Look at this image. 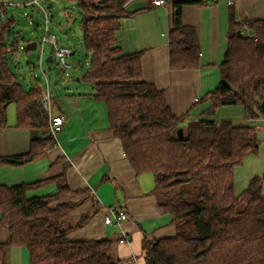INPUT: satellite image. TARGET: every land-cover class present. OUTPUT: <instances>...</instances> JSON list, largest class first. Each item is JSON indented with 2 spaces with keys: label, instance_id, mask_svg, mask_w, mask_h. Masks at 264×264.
I'll return each instance as SVG.
<instances>
[{
  "label": "trees",
  "instance_id": "16d2710c",
  "mask_svg": "<svg viewBox=\"0 0 264 264\" xmlns=\"http://www.w3.org/2000/svg\"><path fill=\"white\" fill-rule=\"evenodd\" d=\"M76 1L84 13L83 46L90 60L83 80L92 83L93 97L106 104L110 128L135 173L153 175L160 205L177 227L174 237L143 241L146 263L264 264L262 186L252 178L241 193L235 190L236 168L259 146L257 128L213 120L184 125V117L172 111L165 91L144 80L142 52L124 54L117 45L121 19L134 15L125 10L128 0ZM208 1H171V68L199 65L197 33L183 23L182 14L185 6ZM14 25L9 18L4 29ZM19 39L15 36L10 45L3 41L0 46V128L8 126V108L15 105L16 127L31 131L32 151L2 158L0 165H24L55 145L49 135V116L40 105L41 88L35 84L26 90L10 68L9 58L21 48ZM220 69L219 85L205 96L212 102L209 112L241 105L247 119L255 121L264 113V20L241 22L231 10L228 48ZM51 183L57 187L55 194L30 196ZM71 193L63 175L0 186V222L9 230L8 242L0 244V264H7L11 245L25 247L31 264H122L112 256L109 239L68 240L65 220L75 208L66 201ZM86 221L82 218L78 226Z\"/></svg>",
  "mask_w": 264,
  "mask_h": 264
},
{
  "label": "crops",
  "instance_id": "0c3cea01",
  "mask_svg": "<svg viewBox=\"0 0 264 264\" xmlns=\"http://www.w3.org/2000/svg\"><path fill=\"white\" fill-rule=\"evenodd\" d=\"M171 1L154 5L149 0H128L125 10L134 15L121 19L117 45L124 54L142 52L144 80L165 91L172 111L184 117V125L200 120L235 124L246 120L245 108L241 105L224 106L210 113L212 102L205 96L221 81L220 67L228 48L231 10L241 22L264 20V0H232V4L229 0H211L185 6L183 23L195 28L200 48V63L191 69L170 66ZM27 6L25 0H0V46L3 41L10 45L17 36V10ZM9 18L15 20V25L5 30ZM47 61H56L54 52ZM67 88L58 101L52 93V115L66 117L58 143L32 162L20 166L0 165V186L32 184L63 175L72 191L66 201L75 206L65 220V228H70L68 240L109 239L113 242L112 256L122 264H147L143 241L174 237L177 227L173 217L160 205L153 175L135 173L121 141L110 128L106 104L93 97L92 83L86 81L85 85ZM256 128L264 129V125L256 124ZM31 151L32 133L16 127V107L11 105L8 126L0 128V159L27 155ZM56 192V185L51 183L35 189L30 196H49ZM111 206L126 210L129 220L121 226L105 224ZM84 217L87 221L78 226ZM125 235L129 236V243L122 244L120 239ZM8 238V227L0 222V244L7 243ZM6 260L7 264H31L28 250L17 245L9 246Z\"/></svg>",
  "mask_w": 264,
  "mask_h": 264
},
{
  "label": "rangeland",
  "instance_id": "374dc122",
  "mask_svg": "<svg viewBox=\"0 0 264 264\" xmlns=\"http://www.w3.org/2000/svg\"><path fill=\"white\" fill-rule=\"evenodd\" d=\"M41 5L49 13V29L57 37L58 45L72 47L74 51V54L67 60L71 68L64 69L56 64L57 61H47L53 53L52 44L48 40L44 41L46 16L36 5L19 7L17 10L18 20L15 32L20 39L25 41H20V51L14 57L9 58V65L18 82L26 90L35 84L44 85V72L49 78L51 92L58 101L60 94L68 89V86L86 84L82 78L89 69L90 60L83 46L81 23L84 13L76 0H52L51 2L43 0ZM32 43L37 44L36 49L25 50L28 44ZM41 56L42 70L40 68ZM236 124H251L255 127L256 124L264 125V113L260 112L255 121L244 119ZM257 139L259 146L256 152L249 155L235 170V190L238 194L247 187L252 178L258 179L264 194V129H257ZM189 199L192 200L193 197Z\"/></svg>",
  "mask_w": 264,
  "mask_h": 264
},
{
  "label": "built area",
  "instance_id": "2783aa9c",
  "mask_svg": "<svg viewBox=\"0 0 264 264\" xmlns=\"http://www.w3.org/2000/svg\"><path fill=\"white\" fill-rule=\"evenodd\" d=\"M41 1L43 0H25L27 5H36L38 6L46 16V33L44 41L48 40L52 44V50L54 52L56 61L58 65H61L62 68L68 69L71 66L67 63V60L74 54L72 47L68 46H60L57 42V37L51 33L49 29V13L43 9L41 5ZM47 2H51L52 0H45ZM151 4L154 5H164L167 0H149ZM229 4H232V0L228 1ZM40 68L42 70V56L40 59ZM45 84L42 85L41 88V97H40V105L41 108L48 114L49 116V135L54 139L55 144L58 143V135L64 126L66 121V117L62 114L52 115V92L50 88L49 78L43 72ZM250 120L254 121V118H250ZM129 220L128 213L126 210L117 208L116 206H111L107 210V215L105 216L104 222L108 225L121 226L124 222ZM120 243L125 244L129 243V236L125 235L122 239H120Z\"/></svg>",
  "mask_w": 264,
  "mask_h": 264
},
{
  "label": "water",
  "instance_id": "95a60500",
  "mask_svg": "<svg viewBox=\"0 0 264 264\" xmlns=\"http://www.w3.org/2000/svg\"><path fill=\"white\" fill-rule=\"evenodd\" d=\"M37 44L36 43H32V44H28V46L26 47L27 50H32V49H36ZM29 63V61H28ZM262 107H264V102L262 103ZM178 136L179 138H183L184 137V128L181 127L178 129Z\"/></svg>",
  "mask_w": 264,
  "mask_h": 264
}]
</instances>
